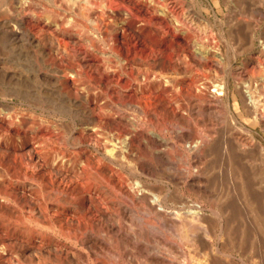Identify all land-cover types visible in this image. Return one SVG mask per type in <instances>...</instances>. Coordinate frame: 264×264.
<instances>
[{"label": "rangeland", "instance_id": "1", "mask_svg": "<svg viewBox=\"0 0 264 264\" xmlns=\"http://www.w3.org/2000/svg\"><path fill=\"white\" fill-rule=\"evenodd\" d=\"M161 1L162 0H159L158 2L157 0H114V3L113 0H111L110 2L105 0V2H107V4L109 5L105 7L101 2H99V0H89L88 16L93 19V22L91 23L90 21L84 20V18L79 15V13H77V10H75V6L77 7L78 5L76 4L74 7L70 8V5L68 6L67 4L68 2H65L64 4L66 6H64V14L61 15H59V10L56 9L57 7L52 5L53 3L48 5V10L51 11V16L46 18L40 17L41 24H37L32 27L34 29L33 33L36 34L35 38L38 39L40 43L42 41V48L44 49V51L47 50L45 52L49 51L52 54V56L49 55L50 58L48 56H45L50 59L49 60L48 58H46V60L48 59L47 62H54L53 59H55L58 56L57 54L60 53L61 57L59 56L58 58L60 59L57 62L58 65L55 64L59 69V71L57 72L52 69L48 70L49 68L43 67V64H41L40 62L38 51L40 50V48H37L35 46L27 48L18 46L16 47V49L13 48V50L9 51V47H7L5 44L6 42H8V40L4 41L7 38L5 37V39H3L4 37H0V42H5L4 44H0V60L5 58L7 54L10 55L9 53H11L13 60V63L12 61L11 63H3L1 69H4L9 73L14 72L15 77L13 78L12 83L0 81V264H58L59 261H57V258L64 255L60 254L63 251L64 253L66 252V255L70 252L69 254L72 256L78 255V253L75 254V252L77 251L79 252V255L77 257L78 259H82V257H84L83 253L86 250L85 248H83V250H80V248L78 246L76 247L70 239L66 238V236H61L59 235V233H57L56 230H51L49 228L50 226L56 227L57 224H62L66 221L68 222V226L71 225L70 227L72 229H74L75 224H77L75 220L77 219L75 215L76 213L68 210L65 204H59V202L57 203L54 200L47 199L46 196L47 192L51 193V189H54V191L56 190L55 184L59 185L60 187L64 186V181L67 180L69 176L70 178L67 180L68 184H65L64 189L59 192V195H62L64 193L65 187L68 185L67 188H69V190L66 188L65 196H71L72 194H70V190L71 187H73L71 186V183L73 185L76 178H78V180L82 179L83 185H86L85 189L87 188L88 184L92 183L93 181L92 179H88L89 176V178H94V181H97L98 179V181L103 182L107 186V190H109L110 194L113 197H111V199L110 197L107 198L100 196L104 199L107 198L104 201V206L108 208L107 210L110 212V214L114 213V217H117L116 219L122 226H124L125 229L133 227L136 230L135 232L139 234L141 233L140 237L142 235L144 239H147H145L146 241L144 240L143 243L145 244L148 241V243H146L145 245L147 249L149 248V251H151L154 248L151 253H153V251L155 253L156 248L157 251L163 249V247L165 246L163 244V238L165 236L167 237L165 238L167 240L172 238L168 237L170 236L167 228L168 221L166 219L164 220L163 223H165L166 221L165 226L162 222L158 223L159 227L163 228L162 232L164 235L157 232L152 233L145 222L148 221L147 223H151L152 221L154 222V219L152 218L151 220L149 219L150 217H146L145 213L139 206H132V203L128 198L129 196L125 195L124 192V194L122 193L123 195L120 194L121 192L119 182H131L137 179L143 184V186L152 188L156 187V191L159 190L158 192H161L163 194L164 192H167L172 198L173 196L175 197L176 195H178L179 192V194L182 195L188 194L194 200L197 199L186 187V178H183L184 180L182 179L184 182L182 180L181 182L178 179L181 183H176V177L178 176L177 173L182 166V162L177 160V154L179 152L178 150H176V141L172 130H175V128H179L177 127L179 125H177V123L180 122L177 121L180 119H178V117H174L176 115L174 114L176 97L178 96H176V87L174 84L176 80V70L173 69V66L171 65L170 57L171 55H179L180 59L184 60L187 65L191 67V69H194V71H196L197 73L201 71V68L196 67L195 64L191 61L192 59L190 57V53L192 51L197 55H199L200 53L202 55L205 54L204 56L209 61L215 60V63L217 65H220L221 63V66H218L217 68L214 67V64L211 66L209 65L208 67H206L207 69L204 70L205 72L202 69L203 72L201 71L199 74L202 76V73H204V76H202L203 79H201L203 81L205 79H214V77H216V74L224 76V74L221 72L225 70L229 72L231 67L234 68L237 65L241 66L242 63L246 64L247 59L254 57V55L260 49H264V44H262V42L260 41L261 39L255 36L252 39L251 46L249 45V42L246 43V41H248L247 38H245L246 45H239L235 47L233 46V43L235 42L234 39L237 36L235 35L231 40V38H229L228 36L229 34L227 33L228 26L222 22L220 23L221 20H225V16L228 17V15L230 16L231 14L234 16L237 15V11H235V9L237 10V8L232 7L233 5L231 4L233 0H229L230 4L227 3L228 5L226 4L224 6H222V2L218 1L214 3L212 0H178L180 4L176 2L177 0H169L170 2L168 0H163V5L160 4ZM30 2L32 1H21L17 2L14 5V12L19 13L29 22L33 20L34 15L40 14L42 8L40 4L38 5L35 2ZM93 2L96 3L94 4ZM148 2L150 5L147 4ZM156 2L158 3V5H160L158 6ZM165 3H167L168 5ZM171 3L175 5L172 7ZM176 3L180 6V8L187 11L188 13L190 12V14L193 16L195 15L194 13H199L200 15H202V17L206 19V21L216 34V42H212L209 40L207 42L197 32L193 31L191 28H188L185 24L180 22L179 29L176 16V12L179 10L177 8H179V6ZM99 4H101L104 8L101 5L96 7V5ZM169 5H171V7H169ZM78 7L76 9L79 10ZM167 7H169L170 9ZM172 12L175 14H173ZM255 13L256 12H254V14ZM145 16H147L148 19ZM149 16H152L154 18L153 23L149 22ZM81 20L85 23H83ZM55 22H58L60 24L57 25V23ZM49 25L52 28H50ZM61 25L63 27L62 29H64L65 34L63 36V39L59 42L57 28L59 29ZM185 38L189 41L192 40L194 47H192L191 49H187L181 45V42L179 43L178 40L184 41ZM73 40H75L76 42ZM216 43H218L217 46ZM243 47L244 49H242ZM235 48L237 49L235 50ZM198 49L200 50V52ZM237 50L238 52H236ZM77 51L86 53V59L88 60L81 59L82 57H80ZM218 55L221 56V58H219ZM92 60L95 61V63H98L96 65V68H92L91 66L86 64V62H93ZM151 72H155L156 74L162 73L163 75L168 76V78L166 77V79H168L166 82L171 83L172 81V83L169 85L168 83L163 81L164 86L166 84V87L168 89V92L165 95L159 91L154 92L153 85L151 84V82L154 81L153 77L151 76ZM108 76H110V79H107ZM170 77L173 79L170 80ZM150 78L152 81L150 80ZM166 79L164 78V80ZM227 80L228 98L224 97V99L227 100H223V102H227L228 106H225L227 108L222 109L223 116L225 117L223 118L225 120L223 118L219 119L221 117L218 118L217 116H213L212 119L211 116V121H204L205 116L203 117L202 113H199V111H197L195 108L190 109L191 107L187 105L189 104V102L195 100L193 98L194 95H191L190 98H188L189 95L194 92L189 93V95H187V92L186 94L184 92L183 95H181V101L183 103L182 106L184 105L185 111L188 109V112L186 111V118L188 120L186 121V128L192 134L195 129L196 131H198L200 127L203 128L205 126L203 125V121H207V125L204 128H206L207 126L208 129L213 128V126L210 124L214 123V125L217 127L215 128L216 132L218 129V132H220L221 135L228 136L226 137V140L228 141L230 140L229 137L231 136L229 134L230 130L231 132H235V134H238V132L243 133V131L249 130V132L253 133L254 137L257 140H260L264 144V132L259 124L251 125L241 114L236 112V110L234 109L233 102L234 100H237L232 93L233 78L229 76ZM149 81H151L150 84ZM141 84H143V86H141ZM145 85L147 86L146 88H144ZM58 93L64 95V97L68 99L70 103H73L71 110L66 108L65 105L63 107L66 109H55L56 104L54 102H58L57 100H59ZM142 93L145 94H143L142 96ZM145 95H150V98L148 97V99H146ZM152 95H154L155 100ZM185 95L187 96L184 97ZM129 96H131V98ZM39 100H41V102ZM129 100L131 101L129 102ZM150 101H152L153 103ZM154 101L157 102L154 103ZM132 103H134L135 106ZM137 108L140 110H138ZM147 108L148 110L149 108L153 109H150L149 111L151 112L152 110L151 117L147 114L143 115ZM78 110L80 113L78 112ZM137 110L142 112L137 113ZM86 117L90 118L91 121L88 126L87 123L84 122V120H87ZM119 117L124 119L126 123L118 122L116 119ZM194 117L196 118L195 120ZM197 118L199 119V121ZM157 120L160 121V124L158 126H156V124L154 123V121ZM221 120L223 123L221 122ZM196 121L199 122L198 125L197 123L196 125H194L193 122ZM224 121H226L229 125H227ZM82 122H84L86 126ZM63 123L64 125H62ZM60 124L61 126H59ZM225 124L228 127L233 124L232 126H235L236 128L234 127V130L229 127V130L227 129L228 127ZM222 125H224L223 128ZM53 127L54 129L56 128L59 132L65 131L67 134H64L65 132H63V135H67V139L64 137L66 140L61 139L62 141H60L61 136L58 131H56V133H59L57 135H59L60 138H58L57 135L50 137L48 134L50 133L51 135V133L56 130L52 129ZM207 128L205 129V131L207 130ZM152 131L155 132V134H159L164 137L167 142L164 143L163 141L160 142L159 140V143H154L155 145L159 144V146H155L156 148L154 147L153 150L156 152H162L163 150H167L168 152H170L171 162L173 164L171 165L174 169L171 167L172 169L169 168L168 170L167 165L163 164V162H153L155 167H157V171H155L153 175L146 173L137 174L138 171L135 169L137 168V166L133 162V159H131V155L135 152L137 153L139 148L137 144L138 142L134 138V133L139 132L142 135H146V137L148 138L147 141H149L150 138V140L157 141L158 137L156 138L153 135L154 133ZM211 132L213 133L214 131L212 130ZM149 133L152 134L149 135ZM194 133L192 135H195ZM70 134L73 136L71 137ZM144 135L143 137H145ZM149 136L151 137L149 138ZM143 137L141 139H143ZM36 138L38 139V141L36 140ZM57 139H59V142L57 141ZM77 139L81 142V147L76 146V141H78ZM43 141L45 142V144H42ZM169 143L172 145V148L168 149L166 145H168ZM34 145L36 146L34 147ZM70 145L73 147V149ZM93 145L96 147H94ZM104 145L107 150L111 149V151H107L105 147H103ZM119 147H121L122 149ZM95 148H98L100 152H104L108 156L112 155L114 153L113 151L116 149L121 150L123 154V156L121 157L123 161L122 165L113 164L111 162L109 163V161L107 162L106 159L104 160V158H101L99 151L97 152ZM42 152L44 155H42ZM80 159L85 162H90L89 165L91 169L90 167H87L89 166L87 164L83 165V167L77 164L78 161L79 163H82L80 162ZM97 160L99 162H97ZM49 163H51V168L48 167V165L50 166ZM92 163H95V165ZM156 163L159 165H157ZM75 164H77L76 167ZM99 164L100 166L98 167ZM62 168H66V170ZM55 169L56 171H58L57 173ZM88 169L92 172H90L91 175H89ZM60 170H65V172H62ZM129 170L131 171V173ZM67 172L71 175H69ZM113 172H115V174ZM94 174L97 175L95 176ZM72 175L76 176V178ZM71 176L74 177L72 178V180H70ZM88 181L89 183H85ZM33 182H35L36 184ZM51 182H53L54 184ZM28 183L30 185L29 187ZM32 183L34 184V188ZM49 184L53 186V188ZM115 184L117 186H115ZM46 185L49 186V190L46 189ZM43 188L44 192L42 190ZM94 189V193H90V196L92 195V205H90V207L92 206L91 210H93V208L95 209L93 215H95L97 218H100V213L95 208L99 206L100 202L96 200L97 198L95 197L97 196H94L95 192L97 193L98 188L95 186ZM216 191L218 193L221 192L220 186H218ZM86 195L87 194H85L84 196L85 201L86 203L90 204V201H87L88 197ZM42 196H44L45 200ZM118 199L123 201L124 203L118 202ZM169 201H171V198ZM105 203L109 205H105ZM33 208L37 210L34 211ZM50 208L52 210H50ZM29 212H31V214ZM38 214L39 216H37ZM135 214L139 215L141 220L145 219L146 221L144 220L145 222H141L143 224L140 223V219L133 221V217L131 218V216H134ZM70 215L73 216L71 217V222L68 221L70 220ZM27 216L29 219L26 218ZM45 217L47 220L45 219ZM67 217L69 218L68 220ZM35 219L38 222L34 221ZM81 223L79 222V224ZM18 227H21V229ZM90 234L92 236H90L87 240V246L90 247V245H92L91 248L93 250L99 249L101 245L104 246L105 242H103V239L99 237L96 238L94 236L95 234L93 233ZM91 238H93L95 241H93ZM172 240L176 244H178V242L175 241V238H172ZM96 241L100 242L101 245H99L100 243H97ZM212 241L214 243V246H217L221 249L222 246L220 238L216 239V237H212ZM89 242L92 243L90 244ZM94 245L96 246V248L94 247ZM150 245L152 246V248H150ZM103 246H101L100 249L103 248ZM67 249L69 250V252ZM182 249L185 250L186 247H182ZM171 253L172 252H169L168 255H170H167V257L172 256ZM56 254L58 257L56 256ZM81 254L83 255L82 257ZM164 255L166 256L165 252ZM50 256L53 258L52 260H50Z\"/></svg>", "mask_w": 264, "mask_h": 264}, {"label": "bare ground", "instance_id": "2", "mask_svg": "<svg viewBox=\"0 0 264 264\" xmlns=\"http://www.w3.org/2000/svg\"><path fill=\"white\" fill-rule=\"evenodd\" d=\"M21 1L22 2L23 1H32V2L37 3L38 5L40 4L42 7L40 14L37 13L38 15H34V18H33V20H31V22H29L28 20L23 18L19 13L14 12L15 11L14 5L17 2H21ZM107 1L110 2L111 0H107ZM158 1L159 0H157V2ZM162 1L160 4L163 5L164 2L162 3ZM165 1H167V0H165ZM171 1H173V0H171ZM212 1L214 3L218 2V1L222 2V4H223L222 6L229 3V0H212ZM32 2H30V3H32ZM65 2L66 3L68 2L67 4H68V6L70 5V8L74 7L75 4L78 5L79 7L78 6L77 7L79 8V10L76 9L77 7L75 6V10H77V13H79V15H81L84 18V20L90 21V23L93 22V19L88 16L89 0H69V1L68 0H0V37H4L3 39H5V37L7 38L4 41L8 40V42H6V43L4 42V43L6 44L7 47H9V51L13 50V48L16 49V47H18V46H22L25 48L35 46L37 48H40V50H38V51H39V56H40V62H41V64H43V67L49 68L48 70L52 69L56 72L59 71V69L57 68V66L55 64H57L58 60H60V59H58L60 56V53L57 54L58 56L55 59H53L54 62H50V63L47 62V60L50 58L49 55L52 56V54L49 51L48 52L50 54L48 52H45L47 50L44 51V49L42 48V41L40 43L38 41V39L35 38L36 34L33 33V30H34L33 27L37 24H41L40 17L46 18V17L51 16V11L48 10V5H50L52 3H53L52 5L56 6L57 7L56 9L59 10V15L64 14L63 13L64 12V6H66L64 4ZM99 2H101L102 5L105 7L109 6L107 4V2H105V0H99ZM113 2H114V0H113ZM176 2L180 4V2L178 0ZM147 4H149V2ZM147 4H146V6H147ZM165 4H167V3H165ZM171 4H172V7L175 5V4L173 5V3H171ZM231 4L233 5L232 7L237 8V10L234 8L235 11H237V15L234 16L231 14L233 17L231 15H230L231 16L230 17L227 14L228 17L225 16L224 17L225 20L224 19L221 20L220 23L222 22L228 26L227 33L229 34L228 36H229V38H231V40L235 35L237 36L234 39L235 42L232 41V42H234L233 43L234 45L233 44L232 45L235 47V46H239V45H246V43L249 42V45L251 46L252 45V39L255 36L258 37L259 39H261L260 41L262 42V44H264V0H233ZM100 5L101 4L96 5V7L100 6ZM157 5H158V3H157ZM169 7H171V5H169ZM169 7H167V8H169ZM227 8H228V6H227ZM177 9H179L176 12V14H177L176 16H177V20H178V23H177L178 27H179V22L183 23L188 28H191L193 31L197 32L207 42H208V40L212 41V42H216V34L212 30V28L210 27V25L208 24L206 19L202 17V15H200L199 13H194L195 14L194 16H196V17H194L193 15L190 14V12L188 13L187 11L180 8V6ZM206 9H207V7H206ZM152 11H153V9H152ZM254 12H256V13L254 14ZM173 14H175V13H173ZM76 16H77V14H76ZM145 17L148 19L147 16H145ZM149 22H152V23L154 22V18L152 16H149ZM46 23H44V24H46ZM55 23H57V25H59L61 22L60 23L55 22ZM83 23H85V22H83ZM48 24H50V23H48ZM49 27H50V25H49ZM97 27H99V26H97ZM50 28H52V27H50ZM62 28H63L62 25L59 27V29L57 28L59 42L63 39V36L65 34L64 29H62ZM179 29H180V27H179ZM245 38H247L248 41H246ZM73 41H75V40H73ZM178 41H179V43L181 42V45L187 49H191L192 47H194L192 40L189 41L188 39L185 38L184 41H181V40H178ZM245 41H246V43H245ZM4 43L0 42V44H4ZM217 45H218V43H216V46ZM198 48H199V46H198ZM236 49L237 48H235V50ZM242 49H244V47ZM232 50H233V48H232ZM188 52H189V50H188ZM199 52H200V50H199ZM236 52H238V50ZM9 54L10 55L7 54L5 58L0 60V81L12 83L13 78H15L14 72L9 73L6 70L1 69L3 63H7V62L11 63V61L13 63L11 53H9ZM78 54L80 55V57H82L81 59L88 60V59H86L87 58L86 53L78 52ZM200 54L199 55L194 54L192 51L190 53V55H191L190 57L192 60L191 59L190 60L195 64L196 67L201 68V71H202V69H203V71L205 69H207L206 67H208L209 65L211 66L214 64V67H216V68L218 66H221V63H220V65L219 64L217 65L215 63V60L209 61L204 56L205 54L204 55H202V54L200 55ZM45 56H48L49 58L45 57ZM46 58H48V59L46 60ZM219 58H221V56H219ZM51 59H52V57H51ZM170 60H171L170 62H171V65L173 66V69L176 70V80H175L174 84L176 87V90H175L176 94H177L176 96H178V97H176V105H175V111H174V114H176L177 116L175 115L174 117H178V119H180L178 121L176 120L177 122H180V123H177V125L179 124L177 126L179 128H175V130H172L173 135L175 137V141H176V147H177L176 150H178V152H179V153L176 152V153H178L177 154L178 155L177 160L182 162V166L180 167V170H178L179 172L177 173L178 176L176 177V174H175L176 181H177L176 183L180 182L183 178L184 179L186 178V180H185L186 181V183H185L186 187L197 199L194 200L188 194L182 195V194H179V192H178V195H176L175 197L173 196V198H174L173 199L172 197H170V195L167 192H164V194H163L161 192H158L159 190L156 191L155 190L156 187L155 188L153 187L154 189L152 187H145L137 179H135L131 182H123V181L119 180L120 181L119 187H120V192H121L120 194H122L124 192L125 195L129 196L128 198H129L130 202L132 203V204L131 203H129V204H131L132 206L133 205L139 206L142 209V211L145 213L146 217L147 216L150 217L149 219H151V220H152V218L154 219V222L152 221L151 223H147L148 221L145 222L146 221L145 219L141 220L139 215L135 214L134 216H131V218L133 217L132 218L133 221L140 219L141 220V221L139 220L140 223L145 222L148 225L150 231H152V233L157 232L159 234L164 235L162 232L163 228H160L158 223L159 222L163 223L164 220L166 219L168 221V223H167L168 227L167 228H168V233L170 235L168 237H172L173 239L175 238V241L178 242V244H176L172 240V238L167 240V239H165V238H167L166 236L164 238L162 236L163 244L165 246L160 251H162L163 253L160 252L159 250L157 251L156 247H155L156 248L155 253H154V251H153V253H151V251L154 250V248L151 251H149L150 250L149 248L147 249V247L145 245H146V243H148V241L145 244L143 243V241L146 238L144 239V237L142 235L140 237L141 233L139 234V233L135 232L136 230L133 227H131V228L134 230H132L130 227L127 228L129 230L125 229L124 226H122L118 222V220L116 219L117 217H114V215H113L114 213L110 214V212L107 210L108 208L106 206H104L105 199H107L109 197L111 198L112 195L110 194L109 190H107V188H106L107 186L103 182L98 181V179H97V181H98L97 182V181H94L95 180L94 178H89L90 177L89 176L88 179H92L93 181H92V183H89V181L85 182V183H89L87 188L85 189L86 185H83L82 179L81 180L79 179L80 180L79 181L78 178H76V176L72 175L76 178L75 183L73 182L74 183L73 185L71 183V186H73V187H71L70 194H72V195L71 196L68 195L70 197H68L67 195L65 196V191H66V188L68 185L65 187L64 193L62 192L63 194L59 195V192H61L62 189H64L65 184H68L67 180L70 178L69 175H71V174H69L67 172L69 174V175H67V176H69L67 180L64 181L60 177L65 183L64 186L60 187L59 185L55 184L56 190L54 191V189H51L52 190L51 193L47 192L46 196H47V199L54 200L57 203L59 202V204H65V206L67 207L68 210L76 213L75 215H76L77 219H75V218L74 219L76 220L77 224H75V226H74L75 228L73 227L74 229H72L70 227L71 225L68 226L67 221L62 223V224H60V223L57 224L59 226H57V225H56V227L50 226L49 228L51 230H56L57 233H59V235H61V236L62 235L66 236V238L70 239L71 242L76 247L78 246L80 248V250H83V248H85L86 250L84 252L85 254L82 252L84 257H82L83 255L81 254L82 259L77 258L79 255V252H77L76 250H75L76 251L75 254L78 253V255H76V256L70 255L69 254L70 252L68 249L67 250L69 253L67 255H66V252L64 253V251L62 250L63 252L62 253L59 252V253L64 254L63 256L57 258L58 256L56 254L57 261H59L58 264H264V144L260 140H257L254 137L253 133L249 132V130L243 131V133L238 132V134L237 133L235 134V132H231L229 127L234 129L235 126H232L233 124H231L228 127L227 125H229V124H227L226 121H224L227 124V125L226 124L225 125L228 127L227 129L230 130L229 134L231 135L229 137V139H230L229 141L226 140V137H228V136L221 135V133L218 132L219 131L218 129L216 132L215 128H217V127L214 125V123L210 124L213 126V128L208 129L207 128L208 126H207L206 131H205L206 128H204L207 125L206 124L207 121H211L213 119V116H217L218 118L221 117L219 119H222L224 117L223 113H222L223 112L222 109L227 108L225 106H228V105H227V102H223V100H227V99H224V97L228 98V93H227L228 80H227V78L229 76H231L233 78L232 93L234 94V96L237 100V101L234 100V102H233L234 109L236 110V112L241 114L245 118V120L248 121L251 125L259 124V126L261 127V129L264 132V49H260L254 55V57L247 59V62L245 61L246 64L242 63L241 66L237 65L234 68L231 67L229 72H227V70L221 72L224 74V76L216 74L215 75L216 77H214V79H205L207 81L201 80V79H203L202 76H204V73H202L203 75L201 76L199 74L201 71H199V73H197L196 71H194V69H191V67H189L184 60L180 59L179 55H176V56L171 55ZM93 62H86V64L91 66L92 68H96V65L98 63H95V61H93ZM170 62H169V64H170ZM247 68H248V70H247ZM151 74H148V75H151L153 77L154 81H152L150 78V80L152 82L149 81V84L151 82V84L153 85L154 92L159 91L165 95L168 92V89L166 87V84L164 86V82H166L168 80V79H166V77L168 78V76L163 75L162 73L156 74L155 72H153V73L151 72ZM75 75H76V73H75ZM160 75H162V76H160ZM164 78L166 80H164ZM107 79H110V76H108ZM172 79L173 78H171L170 80H172ZM166 83H168V82H166ZM171 83H172V81H171ZM171 83H168V85ZM146 85L144 86V88L147 87ZM152 85H151V87H152ZM141 86H143V84H141ZM212 87H214V88H212ZM144 88H142V89H144ZM149 92H151V91H149ZM149 92H148V94H149ZM159 92H157V93H159ZM184 92H185V94L187 92L188 93L187 95H189V93L194 92V93L190 94L188 98H190L191 95L192 96L194 95L193 98L195 100L189 102V104H187V105H189V107H191L190 109L195 108L197 111H199V113H202L203 114L202 116L203 117L205 116L204 121L207 120L206 122L203 121V125H205V126L203 128L200 127L198 129L199 132L196 131V129L193 131V133L195 132L194 133L195 135H192L193 133L191 134L188 131V129L186 128V123H187L186 121H188L186 118L188 109L186 110L187 111L186 112L184 105L182 106L183 103L181 101V95H183ZM143 94H145V93H142V96H143ZM146 94H147V92H146ZM58 95H59V100H57L58 102H54L57 105V106L55 105V109L63 110V109L68 108L69 110H71L73 103H70V101L68 99H66L64 97V95L59 94V93H58ZM154 95H157V94H154ZM154 95H152V97L155 100ZM187 95H185L184 97H186ZM145 96H146V99H148V97L150 95L149 96L145 95ZM129 97L131 98V96H129ZM153 98H151V99H153ZM158 98H161V97H158ZM162 99H163V97H162ZM39 101L41 102V100H39ZM130 101L131 100H129V102ZM152 101H150V102H152ZM40 102H38V103H40ZM155 102H157V101H154V103ZM132 104H134V103H132ZM64 105L66 108L63 107ZM134 106H135V104H134ZM150 109H152V108H149V110L147 108L145 113H143V115L147 114L148 116L151 117L152 116L151 112L153 109L151 110V112H149ZM162 109H163V107H162ZM195 109H193V110H195ZM82 110H84V109H82ZM138 110H140V109H138ZM138 110H137V113L142 112V111H138ZM80 111H81V109H80ZM53 112H54V110H53ZM78 112H79V110H78ZM211 116H212V119L210 120ZM188 117H189V115H188ZM86 119L87 120H84V122L87 123V126H88V124H90L91 121H90V118H88V117H86ZM195 119L196 118L194 117V120ZM116 120L118 122L126 123L124 121V119H122L120 117L117 118ZM198 121H199V119H198ZM84 122H82V123H84ZM215 122H217V121H215ZM221 122H222V120H221ZM154 123L156 124V126H158L160 124V121L157 120V121H154ZM193 123H194V125H196V123L198 125L199 122L196 121ZM62 125H64V123ZM59 126H61V124ZM85 126H86V124H85ZM223 126L224 125H222V128H223ZM52 129H54V127ZM59 129H60V127H59ZM212 130L214 131L213 133L211 132ZM56 131H58V130L56 129L55 131H53L51 133V135H50V133L49 134L47 133V134L51 137V136H56L57 134L60 133L61 138L59 135H57V137L60 138V141H62L61 139H63V140L67 139V137H66L67 135L66 136L63 135V132H65V131H60V132L58 131L59 133L58 132L56 133ZM221 131H223V130H221ZM153 133H154L153 135L156 138L158 137L157 141L150 140L151 136H149L150 139H149V141H147L148 138L146 137V135L143 134L145 136V137H143V135L140 134L139 132L134 133V138H135V140H137V142H138L137 144H138L139 148H138L137 153L134 151L135 152V153H133L134 155L133 154L131 155V159H133V162L137 166V168H135L138 171L137 174L146 173V174L153 175L154 172L157 171V167H155L153 162H158V163L163 162V164L167 165L168 170H169V168L170 169L173 168V166H172L173 164L171 162L170 152H168L167 150L164 151L163 149H162L163 150L162 152L159 149L158 150L160 152H156L153 150V148L155 146H159V144L158 145L154 144L156 142L159 143V140H160V142L163 141L164 143H167L166 140L164 139V137H162L159 134H155V132H153ZM64 134H67V133L65 132ZM151 134L149 133V135H151ZM70 136L72 137L73 135L70 134ZM80 136H81V134H80ZM142 137H143V139H141ZM155 137H154V139H155ZM53 138H55V137H53ZM152 139H153V137H152ZM36 140L38 141L37 138H36ZM68 140H70V139H68ZM53 141H54V139H53ZM57 141L59 142V139H57ZM43 142H42V144H45V142L44 143ZM67 143H68V141H67ZM71 143H72V141H71ZM76 144H77L76 146L81 147V142L79 140L76 141ZM82 144H84V143H82ZM36 145H37V143H36ZM36 145H34V147ZM119 146H121V145H119ZM94 147H96V146H94ZM103 147H105V145ZM166 147L169 149V148H172V145L169 143L168 145H166ZM98 148H95V150H97V152L99 151L101 158H104V160L106 159V161L107 162L109 161V163L111 162L113 164L122 165L123 161H122L121 157L123 156V154H122L121 150L116 149L113 151L114 153L112 152L113 153L112 155L108 156L104 152H100V150ZM119 148H121V147H119ZM157 148H159V147H157ZM72 149H73V147H72ZM105 149L107 150L106 147H105ZM108 150L111 151V149H108ZM43 152H42V155H44ZM34 156H35V154H34ZM80 162H82V163H79V161H78L77 164L81 165V167H83V165H85V164H87V165L90 164V162H85L82 159H80ZM97 162H99V161L97 160ZM51 163H49L50 166L48 165V167H50V168H51ZM67 163H68V161H67ZM174 163H175V161H174ZM77 164H75V167ZM92 164L95 165V163H92ZM157 165H159V164H157ZM56 166H59V165H56ZM99 166H100V164L98 165V167ZM87 167H90V165ZM62 169L66 170V168H62ZM90 169H91V167H90ZM65 170H63V171L65 172ZM55 171H56V169H55ZM60 171H62V170H60ZM57 172L58 171H56V173ZM90 172L91 171L89 170V175H91ZM70 173H72V172H70ZM113 173L115 174V172H113ZM130 173H131V171H130ZM58 174H60V173H58ZM81 174H83V173H81ZM85 174H87V173H85ZM64 175H65V173H64ZM94 175H92V176H94ZM72 176H71L70 180H72V178H74ZM65 177H66V175H65ZM97 177H99V176H97ZM171 177H173V176H171ZM175 177H173V178H175ZM83 182H84V180H83ZM154 182H155V180H154ZM29 183H28V187L30 186ZM33 183H35V182H33ZM33 183H32V185L34 188ZM51 183H53V182H51ZM57 183H58V181H57ZM61 183H62V181H61ZM39 184H41V183H39ZM94 185L98 188V191H97V193L95 192L94 196L96 195L97 196V197H95V198H97L96 200L98 202H100L99 206L95 207L96 210L99 211V213H100L99 214L100 218H97L95 215H93V212L95 211V209L93 208V210H91L92 206L90 207V205H92V200H91L92 195L90 196V193L91 194H92V192L94 193V190H95ZM115 186H117V185L115 184ZM218 186H220V188H221V192H219V193L216 191ZM45 187H47L46 189L49 190L48 185H46ZM51 187L53 188V186H51ZM35 189H37V188H35ZM67 189L69 190V188H67ZM42 190L44 192V188ZM100 190H101V192H100ZM53 191H54V193H53ZM171 192H170V194H171ZM174 193H176V192H174ZM85 194H87L86 195L88 197L87 201H90V204L86 203L85 198H84ZM100 196L101 197H107V198L104 199V198H101ZM194 196H193V198H194ZM42 197L44 198V196H42ZM170 198H171V201H169ZM44 200H45V198H44ZM115 201H117V200H115ZM118 202L121 203L123 201L118 199ZM106 204L107 203H105V205ZM107 205H109V204H107ZM54 206H55V204H54ZM36 210L37 209H34V211H36ZM50 210H52V209L50 208ZM126 210H128V209H126ZM129 212H130V210H129ZM143 212H142V214H143ZM29 213L31 214V212H29ZM35 214H37V213H35ZM25 215H27V214H25ZM63 215H64V213H63ZM72 215L69 216L70 220H68L69 218L67 217V220L70 222L72 220L71 217H73ZM37 216H39V214ZM115 216H117V215H115ZM64 217H66V216H64ZM26 218L29 219L28 216ZM52 218H54V217H52ZM33 219H34V217H33ZM45 219H46V217H45ZM23 220H24V218H23ZM44 220H43V222H44ZM34 221H36V219ZM54 221H56V220H54ZM25 222H28V221H25ZM36 222H38V221H36ZM45 222H47V221H45ZM79 222L80 223L82 222V223L79 224ZM51 224H54V223H51ZM141 224H143V223H141ZM163 224L165 226L166 221ZM47 226H49V225H47ZM18 228L21 229V227H18ZM142 230H143V228H142ZM129 231H130V233H129ZM90 233L95 234L94 236L96 238L99 237V238L103 239V242H105L104 246L101 245L100 242L96 241L97 243H100L99 245L103 246V248L100 249V247H101L100 246L99 249L93 250L91 248L92 245H90L93 241H95L93 238H91L93 241L91 243L89 242L90 247L87 246V244H88L87 240L89 239L90 236H92ZM212 237H216V239L217 238L221 239V246H222L221 249L217 246H214V243L212 241ZM142 238H143V240H142ZM54 242H56V241H54ZM56 244H58V243H56ZM94 247L96 248L95 245H94ZM182 247L183 248L186 247V249L183 250ZM150 248H152L151 245H150ZM62 249H65V248H62ZM164 252H165L166 256L164 255ZM169 252H172L171 253L172 256L167 257ZM52 259L53 258L51 257L50 260H52ZM54 260H55V258H54Z\"/></svg>", "mask_w": 264, "mask_h": 264}]
</instances>
